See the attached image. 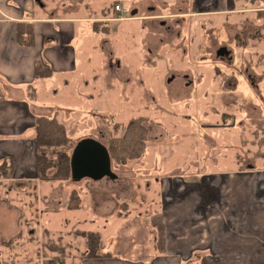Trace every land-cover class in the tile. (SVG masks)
Masks as SVG:
<instances>
[{"label": "rangeland", "instance_id": "rangeland-1", "mask_svg": "<svg viewBox=\"0 0 264 264\" xmlns=\"http://www.w3.org/2000/svg\"><path fill=\"white\" fill-rule=\"evenodd\" d=\"M112 1L102 3L110 9ZM236 2L239 10L196 12L191 0H120L129 16L135 4L151 16L150 38L145 41L141 17L99 32L92 48L86 46L93 59H78L98 75L88 86L98 95L87 97L82 85L73 89V107L60 105L58 121L69 149L82 137L111 149L129 119L143 116V152L124 161L121 152L111 157L114 180L75 182L69 176L47 187L1 184L0 208L16 224L13 235H0L5 259L27 263L54 251L69 264L68 255L84 251L79 245L92 229L100 245L85 252L106 253L118 243L114 251L132 255L153 242V218L161 211L160 192L167 196V180L198 181L203 168L222 170L217 176L238 164L264 167V0ZM222 45L231 59L216 56ZM109 53L117 66L103 71ZM207 179L198 187L209 197ZM69 198L79 208L67 209Z\"/></svg>", "mask_w": 264, "mask_h": 264}, {"label": "crops", "instance_id": "crops-1", "mask_svg": "<svg viewBox=\"0 0 264 264\" xmlns=\"http://www.w3.org/2000/svg\"><path fill=\"white\" fill-rule=\"evenodd\" d=\"M191 1L196 12L216 10L217 6L225 11L239 10L236 0ZM102 2L108 0H0V164L8 161L13 174L11 178L0 175V185L37 183L47 187L54 183L36 179L32 141L35 119L53 110L59 113L60 105L73 107L69 98L73 97V89H82L81 85L87 97L98 95L88 88L93 80H98V75L78 59H93L86 46L92 48L99 32H112L108 24L112 27L115 22L141 17L146 21L145 41L150 38L153 29L148 23L152 18L139 10L138 4L130 8V16H118L113 6L121 4L120 0H113L110 9ZM152 8L147 6L148 10ZM132 10H136L133 15ZM20 22L32 23L31 45L17 41ZM108 55L103 71L117 66L112 65V56ZM36 63L49 69L50 75L35 77ZM28 88L33 90L34 98ZM227 170L232 172L214 176L222 170L212 173L203 168L198 176L203 179L193 182L174 176L179 180H167L166 197L161 191L164 178L156 180L161 191L158 212L164 230L162 251L156 248L153 236L149 247L136 248L132 255L114 251L119 245L116 243L113 251L86 257L87 245L82 242L79 246L84 251L73 250L68 255L69 264H189L202 257L207 264H264V167L238 164ZM206 175L212 192L209 197L198 187V182L206 181ZM177 181L182 183L181 192ZM11 216L7 209L0 208V235L13 233L16 224ZM48 230L55 231L52 226ZM104 231L100 232L102 239L106 238ZM49 253L23 263L16 258L5 259V253L0 252V264H66V258H60L58 252Z\"/></svg>", "mask_w": 264, "mask_h": 264}, {"label": "trees", "instance_id": "trees-1", "mask_svg": "<svg viewBox=\"0 0 264 264\" xmlns=\"http://www.w3.org/2000/svg\"><path fill=\"white\" fill-rule=\"evenodd\" d=\"M17 41L22 45H31L33 43V27L30 22H20L17 27ZM34 75L37 78L47 77L50 75V70L43 68L39 63L35 64ZM30 89V88H28ZM31 90L30 97L34 98L33 90ZM58 110H53L49 114H40L36 116L33 128L32 141L35 150V173L40 181H57L67 179L70 176V153L71 151L67 145L69 139L66 135L65 128L58 121ZM143 116L131 117L127 122L128 125L124 129L123 135L115 141V148H108L110 157L117 152L123 153L121 160L139 158L143 152V130L141 122L144 120ZM71 150V147L70 149ZM8 161L0 164V175L5 178H11L12 170ZM66 208L69 210L79 208L77 203L71 201L69 198ZM155 223V245L159 251L164 248V230L161 213L154 215ZM86 245H100V234L98 232H86ZM86 257H96L97 254L89 252ZM189 264H207L202 257L196 263Z\"/></svg>", "mask_w": 264, "mask_h": 264}, {"label": "water", "instance_id": "water-1", "mask_svg": "<svg viewBox=\"0 0 264 264\" xmlns=\"http://www.w3.org/2000/svg\"><path fill=\"white\" fill-rule=\"evenodd\" d=\"M136 10L131 11V15ZM70 178L80 181L88 178L93 181L107 177L111 180L117 175L111 168V157L107 147L92 137H82L74 144L70 154Z\"/></svg>", "mask_w": 264, "mask_h": 264}, {"label": "flooded vegetation", "instance_id": "flooded-vegetation-1", "mask_svg": "<svg viewBox=\"0 0 264 264\" xmlns=\"http://www.w3.org/2000/svg\"><path fill=\"white\" fill-rule=\"evenodd\" d=\"M161 25L165 24L164 21H161L160 23ZM169 26L166 27L165 29V33H168L170 32L169 31ZM215 54L216 56H218V58L220 59H231V56H230V50L227 49L226 46L222 45V46H219L216 50H215ZM185 77H187V75H185Z\"/></svg>", "mask_w": 264, "mask_h": 264}, {"label": "built area", "instance_id": "built-area-1", "mask_svg": "<svg viewBox=\"0 0 264 264\" xmlns=\"http://www.w3.org/2000/svg\"><path fill=\"white\" fill-rule=\"evenodd\" d=\"M113 10L119 15H123V14H127L128 13V8H125V7H122L121 4L117 3V4H114L113 6Z\"/></svg>", "mask_w": 264, "mask_h": 264}]
</instances>
